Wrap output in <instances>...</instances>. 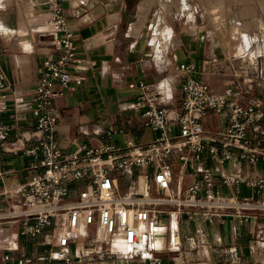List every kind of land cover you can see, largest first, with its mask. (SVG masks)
I'll return each mask as SVG.
<instances>
[{
    "label": "crops",
    "instance_id": "crops-1",
    "mask_svg": "<svg viewBox=\"0 0 264 264\" xmlns=\"http://www.w3.org/2000/svg\"><path fill=\"white\" fill-rule=\"evenodd\" d=\"M141 1L0 0V72L9 85L10 106L2 119L11 127L9 139L0 141V264H68L55 258L60 231L48 229L33 241L21 234L19 219L6 216L9 209L22 205V197L14 189L42 173L26 150L33 145L31 102L39 68L44 59L57 54L49 33L56 7L61 8L68 28L75 33L79 67L72 68L71 73L85 78L80 84L56 88L57 138L64 155L106 144L125 147L130 141L151 142L155 133L144 127V108L133 107L139 87L165 88L169 94L164 105L180 110L181 86L189 75L185 66H193L190 75L207 84L212 94L231 89L232 101L264 105V0L227 3L222 18L215 19L221 22L220 30L209 14V19L172 22V36L160 55L145 32ZM245 37L250 41L247 47ZM245 72L248 76L242 77ZM204 122L214 132L224 127L225 120L209 112ZM172 164L171 186L179 191L193 186L206 173L215 180L221 173H242L264 180V164H249L237 156L223 166H217L207 154L201 160L189 154L184 164L174 157ZM221 191L239 203L213 223L180 215L186 257L184 253L176 258L163 257L173 246L170 220H160L163 229L155 234L152 254L162 256L161 264H178L185 259L195 264H264V207L257 204L264 201V194L246 185L239 192L226 186H221ZM95 237L91 229L70 242L67 254L71 264H144L143 260L88 255L87 242Z\"/></svg>",
    "mask_w": 264,
    "mask_h": 264
},
{
    "label": "built area",
    "instance_id": "built-area-1",
    "mask_svg": "<svg viewBox=\"0 0 264 264\" xmlns=\"http://www.w3.org/2000/svg\"><path fill=\"white\" fill-rule=\"evenodd\" d=\"M49 23L57 54L44 59L39 68L40 77L31 102L35 120L30 136L33 145L26 150L42 173L14 189L22 197V205L6 213L7 217L21 221L22 235L37 241L48 229L60 231L55 258L71 264L67 254L70 242L94 229L96 237L87 242L88 255L161 264L162 256L152 253L155 234L163 229V217L170 220L173 248L169 253L180 254L167 253L163 257L176 258L183 253L186 257L180 215L213 223L239 203L224 197L221 186L239 192L246 185L264 194V180L242 173H221L218 180L206 173L184 191L171 186L174 157L183 164L189 154L196 160L207 154L217 166L236 156L249 164H264V105L232 101L231 89L221 95L212 94L207 84L190 75L193 66L184 67L189 75L181 86L180 110L164 105L169 94L165 88L155 89L147 84L139 87L140 95L133 107L144 108V127L155 133L151 142L130 141L125 147L106 144L80 154L64 155L57 138L56 88L72 82L80 84L85 78L71 73L72 68L79 67L75 33L68 28L59 6ZM241 76L247 77L248 73ZM8 91L6 76L0 72L1 142L11 134V127L2 119L10 111ZM209 112L224 117L222 129H207L204 119ZM143 169L150 171L142 174ZM138 177L145 178L144 188L138 187ZM257 204L264 207V201ZM120 242L124 248L119 246ZM178 264L195 262L185 259Z\"/></svg>",
    "mask_w": 264,
    "mask_h": 264
},
{
    "label": "rangeland",
    "instance_id": "rangeland-1",
    "mask_svg": "<svg viewBox=\"0 0 264 264\" xmlns=\"http://www.w3.org/2000/svg\"><path fill=\"white\" fill-rule=\"evenodd\" d=\"M246 1L248 3L250 0ZM231 2L232 0H147V6L143 13L144 25L146 24L145 32L148 33L152 48L157 50V54L160 55L172 36V22L194 21L195 18L197 20L209 19V14L217 29L220 30L221 22L220 20L216 22L215 19L222 18L223 12L227 10L226 4ZM235 23L237 24L236 20ZM249 43V38L245 37L243 44L247 47ZM158 45H160L159 48ZM120 247L124 248L123 245Z\"/></svg>",
    "mask_w": 264,
    "mask_h": 264
},
{
    "label": "bare ground",
    "instance_id": "bare-ground-1",
    "mask_svg": "<svg viewBox=\"0 0 264 264\" xmlns=\"http://www.w3.org/2000/svg\"><path fill=\"white\" fill-rule=\"evenodd\" d=\"M146 1H147V0H142V1H141V12H144V11H145L144 9H145L146 6H147ZM143 18H144V17H143ZM141 23H142V22H141ZM141 23L138 24L137 27H140ZM137 185H138V187H140V188H144V187L146 186V180H145V178H144V177H138V178H137ZM119 244H120V245H123L121 242H120ZM123 246H124V245H123Z\"/></svg>",
    "mask_w": 264,
    "mask_h": 264
}]
</instances>
